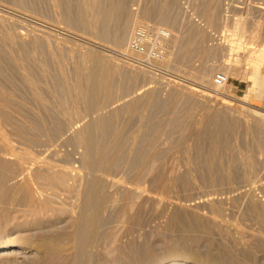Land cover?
<instances>
[{
  "label": "rangeland",
  "instance_id": "1",
  "mask_svg": "<svg viewBox=\"0 0 264 264\" xmlns=\"http://www.w3.org/2000/svg\"><path fill=\"white\" fill-rule=\"evenodd\" d=\"M16 1L19 2V0H0V34L22 32L25 39L27 38L22 42L25 44V48L13 52L16 61L12 60L7 53L13 42L6 41L10 45L8 43L5 45L0 38L3 44L0 45V88L9 93V95L7 94L8 100L5 97L7 100L5 102L8 104L0 107V128L14 145H17L18 151L24 148L33 156L47 157L46 159L54 161L58 172L63 171L61 169H64V172L65 170L68 173L71 172L70 178L79 174L80 194L78 195L76 191L63 192V194L60 192L53 200L57 201V204L59 201L60 203L74 204L75 212L72 217L76 219L81 213L82 204H91L93 198L104 203L111 202L113 205L110 206L113 207L108 206V211L113 216H110L108 211L105 215L108 214L110 223L115 224L109 223L106 224V227L108 226L107 228L114 232L116 229L118 230L119 236L116 234L118 244L120 240L125 243L126 241L130 242L136 235L139 236L138 233L142 234L146 230H151L153 235L159 233L157 236H153L149 232L148 244L152 250L154 249V258L159 259V263L168 264L185 258L181 256L183 255L181 253H179L180 255L166 253V247L170 244L169 238L173 237L172 235L178 234L177 236H179L181 233L182 237L185 231L182 228H173L171 232L163 231V234L160 228L165 221L166 213L158 215L156 212L159 209L158 205L165 198L178 199L182 202L185 199H188L187 201L192 199V202L209 197H221L223 199L222 213L218 212L216 206L213 210L209 206H202L198 211L210 216H213L214 213L215 219L222 224L223 228H221L225 232L221 233V228L217 230L210 224L207 225L201 218L181 214L179 220L185 223L182 224L184 229L188 230L189 228L190 231L188 236L186 233L187 237H183L180 243L184 245H182L183 247L197 249L203 256L221 252L229 258L230 254L233 253L232 256H234L236 252H239L235 256L245 259L243 264H252L253 262L258 264L263 262L264 264V252H261V249L264 248L262 247L264 240L263 237H259L257 222L255 223L254 217L248 213L250 212L247 207L249 202L244 193L246 189H251L254 197L264 204V192L260 188V185L264 183V134H262L264 133V123L262 122L264 120L262 118L264 117V91L263 89L261 91V88L259 89L252 82L250 74L255 66V62L251 63L254 58V54H252L254 45L248 44L251 41L248 39L251 29V34L256 33L253 35L254 38L259 37L253 38V41L258 42L257 40L264 38V0H123L122 18L135 17L136 26L128 33L127 40L121 47L115 46L111 41V39L113 40L111 35L116 30L115 26H118V21L116 23L114 20V22V18L111 20L113 22L108 24L109 27L106 25L107 31L112 32L111 35L107 34V38H100L95 29L92 31V28H87V24L84 25L85 21L87 23V20L89 21L91 18L84 12L85 0H83L84 5L81 4L82 0H61V2L57 0H44V2L43 0H24L25 2L20 1V4ZM98 1L100 0H94L93 3L92 0H88L90 9H93L94 12L98 9ZM104 1L107 2L106 7L115 3L114 0H110L112 3L109 0ZM56 2L59 5H56ZM16 5L17 7H15ZM62 6L69 8L74 15L72 16L68 12L72 20H75L72 25L67 24V20L65 22L60 8ZM78 13H81V16ZM131 14L133 15L131 16ZM262 14L263 16H261ZM80 18L87 20L82 23L79 21ZM76 21H78V25ZM237 23L239 25L248 23L249 26L245 25L248 30L245 29L246 27H244V31L239 29L240 26ZM26 27H29L28 30L31 27V33L34 32L33 37L30 31L26 33L30 38L25 35ZM140 28L146 31V43H144L142 52H136L129 45L132 35ZM34 29L38 31L44 29V31L41 33ZM45 30L50 33H43ZM187 30L190 35H185ZM40 38L44 39L45 45H41L39 49L36 44L43 43ZM29 39L33 42L26 43ZM32 39L37 41L34 42ZM179 42L181 45L178 44ZM13 47L16 48L15 44ZM179 47L181 48L179 49ZM49 50L51 51L47 52ZM19 64L36 85L37 94L43 98V101L40 98L34 101L38 96L35 97L34 90L28 86L26 88L21 75L17 73L20 72L17 69ZM38 66H42L44 71H40ZM104 70L105 72H103ZM218 74L224 78V83L220 85L214 81ZM205 75H210L211 83H207L201 78ZM100 81L104 86L98 89L97 83ZM221 102L228 105L230 110L223 109V106L219 104ZM23 106L25 107L23 108ZM34 114L35 116H33ZM101 115L109 119L107 121L111 128L107 133L99 126L98 120ZM64 116L65 118L69 116L67 119H70L71 122L76 119L78 122H75L74 128H70L71 130L67 126L69 131L65 127L66 129H62L61 132H55L53 129L55 122L63 120ZM93 118L97 121L92 126L89 123ZM110 121L111 123H109ZM257 122H261L260 126ZM23 124L26 126L35 124L36 131L40 133L38 139L41 140L44 137L43 142L33 143L20 138L9 130L11 125L15 127L14 125ZM255 125L258 126L255 127ZM257 127L259 130L262 127L263 130L259 131ZM73 129L82 131L85 136L91 137L93 141L92 157L94 158L98 153L104 156L100 164L92 159V167L86 170L81 166L78 158L82 149L73 140L68 139L69 136H72ZM52 135L53 137H51ZM115 145L123 146L121 157L124 158L119 166L108 172L104 167L109 163V157ZM18 146H21V149ZM260 147L263 152L259 155ZM48 148L49 151H46ZM39 151L42 152V155H39ZM238 152L244 154L249 152V156L254 158L252 160L251 157L252 163L257 166L254 183L248 182V185L245 180L243 181V173H247L248 170L243 168L238 159ZM46 154L50 156L48 155V157ZM133 154H136L135 157ZM145 166H148L149 169L142 173ZM225 175L229 178H226ZM24 176H28L32 183L31 174L29 175L25 171ZM77 178L75 177L74 180ZM100 178L103 183L97 191L93 182ZM69 181L73 184V179ZM75 184L76 182H74ZM125 188L129 190L132 201H139L142 196L147 195L157 199L152 203L153 207H150L151 203H145L146 206L141 208L143 212L138 216L141 217L140 221L138 218V225L131 226V230H128L130 234H127L128 227L121 217V212L116 211L118 207L114 208V205H118L124 200L127 194ZM37 193L39 194V192ZM38 196L44 198L42 193ZM118 215H120V220L117 221ZM15 223L17 224V222ZM160 224L162 225L160 226ZM109 225L111 227L113 225L112 228L117 226L112 229ZM121 225L124 229L121 228ZM155 229L159 230L157 234H154L156 233L154 231H157ZM206 231L207 233H205ZM218 231L221 233L220 235ZM16 232H18L17 229L11 230V236L15 237L14 233L16 234ZM162 235L165 236L162 237ZM140 240L139 243L143 239ZM237 242L239 245L242 244V250L241 246H237ZM261 243L262 245H260ZM246 245L249 248H246L248 247ZM232 246L240 247L238 250L240 249L241 252L237 250V247L232 248L231 251ZM259 258H262L263 261ZM16 261L19 264L23 263L22 259ZM9 262L12 263L13 260H1L0 264H11Z\"/></svg>",
  "mask_w": 264,
  "mask_h": 264
},
{
  "label": "bare ground",
  "instance_id": "2",
  "mask_svg": "<svg viewBox=\"0 0 264 264\" xmlns=\"http://www.w3.org/2000/svg\"><path fill=\"white\" fill-rule=\"evenodd\" d=\"M20 1L22 2L24 0H19V2ZM57 1H60L61 2V0H57ZM92 1L94 3V0H92ZM19 2L16 1V3L20 4L21 2L20 3ZM43 2H44V0H43ZM85 2H86V7L84 8V12H85V14L87 16L90 15L91 18H89V21L85 18L84 20H87V23L85 21V24L84 25L87 24V28H89V29L92 28V31H93V29H95L97 31V34L100 36V38L101 37L102 38H107L108 37L107 34L110 33V32L107 31L106 25L109 27L112 18H114L113 21L115 20L116 23L118 21V23H117L118 26L117 27L115 26L116 30H115L114 34H112L113 36L111 35L112 32L110 33V35L113 38V40L111 38L110 39H111V41H113L114 45L117 46V47H121L122 45H124V43L127 40L126 37H127L128 33H130L135 28V26H136V19H135V17L134 18L133 17H131V18L126 17L127 19H123L122 18V15H123L122 14V9H123V13H124L123 0H114L113 1V2H115L114 4L109 0V2L112 3L111 4L112 6L109 5L107 7L105 6V4L107 2L104 1V0H100V1H98V3H99L98 9L95 12L93 11V9H90L88 0H85ZM84 3H83V0H82V3L81 4L84 5ZM57 4L59 5V3L56 2V5ZM15 7H17V5ZM18 7H20V6H18ZM23 8H25V7H23ZM60 8L62 10V14L64 15L65 22L67 20V22H68L67 24L72 25L75 22V20L73 19L74 20V22H73L72 17L68 15V12L71 13L70 9L69 8H65L63 6L60 7ZM230 10H232V9H230ZM86 12H88L89 14H87ZM172 12H173V10H172ZM158 13H159V10H158ZM78 14L80 15L81 13H78ZM78 14H76V15L79 16ZM71 15H72V13H71ZM132 15L133 14H131V16ZM72 16H74V15H72ZM261 16H263V14ZM2 18H4V17H2ZM73 18H75V17H73ZM173 19H174V17H173ZM76 20H78V19H76ZM84 20H82V18L79 19L80 22H82ZM241 21H242V19H241ZM9 22L11 23V21H9ZM76 22H77V25H78V21H76ZM159 22L161 23V21H159ZM12 23H14L13 20H12ZM82 23H81V25H82ZM238 23H240V22H238ZM248 23H247V25L246 24H241V25L238 24L240 27H242V28L239 27V29H242L244 31V27L249 26ZM81 25H79V26H81ZM251 26H252V24H251ZM252 27H254V26H252ZM27 28H29V27H26L24 29L25 30V35L31 29V27H30L29 30ZM247 28L248 27H246L245 29H247ZM192 29H194V28H192ZM256 29H257V27H256ZM34 30L37 31V32H41V33H42V31H44V29H42V31H38L36 29H34ZM188 30H187V32H188ZM237 31H239V30L237 29ZM31 32L32 31H30V33ZM46 32L47 33H50L49 31H46V30L43 33H46ZM187 32H185L186 33L185 35H187V34L190 35L189 34L190 32H188V33ZM249 32H250V35H248L249 36L248 39L251 40L250 41L251 43L249 42L248 44L249 45L250 44L251 45H254L252 47L253 48L252 49L253 50L252 51V54H254V58H252V62L251 63L255 62V66H254L253 72L250 75L252 76V82H253V84L256 85L257 87H259V89L261 88V91H262V89L264 91V71H263L264 70V67H263V64H264V38L263 37H262V39L260 38V40H257L258 42L253 41L252 40L254 38L253 35H255L256 33L254 32L255 34L254 33L251 34L252 29H251V31L249 30ZM14 33L15 34H10V33H4L3 32L2 34H0L1 41H2V43H5V45L8 42H11V43L13 42L11 44L12 47L7 52V53H9L8 56L9 57L11 56V59L12 60H15V57L13 55V52L16 51L17 49H21V48L23 49V48H25V44L22 43V42H24V40L27 39V38L25 39V36L23 35L22 32H14ZM33 33H31L32 35L30 34L32 37H33ZM41 33H38V34H41ZM240 34H241V32H240ZM48 35L50 36V34H48ZM35 36H36V34H35ZM27 37L30 38V36H27ZM187 37L189 38V36H187ZM240 37H242V36L240 35ZM257 38H259V37L257 36ZM257 38H254V39H257ZM34 39H35V37H34ZM34 39H32V40H34ZM184 39H185V36H184ZM184 39L182 38L183 41H184ZM42 40H43V43L42 44H39V45L36 44L37 45V48L39 46V49H40V46L44 44V39H42ZM42 40L40 38V41L41 42H42ZM1 41H0V45L2 44ZM6 41H8V42L6 43ZM30 41L31 40L29 39V41L27 40V42L26 41L25 42L28 43ZM35 41H37V40H34V42ZM31 42H33V41H31ZM173 42L176 43V41H173ZM14 44H15V47L16 48L13 47ZM178 44H180V42ZM46 46H48V45L46 44ZM50 46L52 47V45H50ZM180 48L181 47H179V49ZM41 49H43V48H41ZM45 49H46V47H45ZM51 50H49L47 52H50ZM248 54H249V52H248ZM49 55H50V53H49ZM49 55H47V56H49ZM249 56H250V54H249ZM249 56H248V58H249ZM49 57H51V56H49ZM250 60H249V62H250ZM103 66H105V65H103ZM22 68L23 67L21 66V64H19L17 69H19L20 72H17V73H19V75H21V77L23 79V82L26 84V85L25 84H23V85H25L26 88L28 86L30 89L34 90L35 97L38 96L36 98V100H34V101H37V99L40 98V95L37 94V87L29 79V75ZM38 68H39L40 71H42V72L44 71V68L42 66H38ZM102 69H103V67H102ZM104 69L107 70V68H105V67H104ZM56 71H58V70H56ZM103 72H105V70ZM209 76L210 75H205V76H201V78L204 81H206L207 83H211L210 81H212V80L210 79ZM59 78L61 79V77H59ZM3 79H4V77H3ZM22 79H21V81H22ZM103 86H104L103 82L100 81V82L97 83V88L98 89L102 88ZM251 90H252V88H251ZM18 92H20V91H18ZM7 94L9 95V93H7L6 90H4L3 88L1 90V88H0V107H2V106L4 107L6 104H8L7 102H5V101L8 100L7 97H9V96H7ZM5 97H6L7 100L5 99ZM40 99L42 100L43 98H40ZM32 103H34V102H32ZM219 104L221 106H223V109L224 108H227V109L230 108L225 103H222L221 102ZM10 106H11V104H10ZM24 107L25 106H23V108ZM18 108H19V106H18ZM49 108H50V106H49ZM246 110H248V109H246ZM242 112H243V110H242ZM254 112H256V111H254ZM239 113H241V112L239 111ZM259 114L261 115V113H259ZM253 115H254V113H253ZM33 116H35V114ZM257 116H258V114L256 115V117ZM68 117L69 116H67L65 118V116H64L63 120L60 121L58 119L59 121L55 122L56 124H55V126H53V129L55 130V132H59V131L61 132V130L64 129L65 127H67V126H69V129L71 127L74 128L73 125L75 124V122L77 123L78 120L76 119V121L71 122L70 119H67ZM234 117H236V116H234ZM50 118H51V116H50ZM60 118H61V116H60ZM244 118H245V116H244ZM262 118L264 119V117H262ZM11 119H14V118H11ZM107 120H109V119H107L106 116H102V115H101V118H99V120H98L99 121V126L106 133L111 128L110 125L108 124V121ZM21 121H22V119H21ZM96 121L97 120L93 118V120L89 124L93 126V125L96 124ZM30 122H32V121H30ZM221 122H222V120H221ZM262 122L264 123V120H262ZM109 123H111V121ZM258 123L259 122H257V124ZM260 123H259V126H260ZM21 124H22V122H21ZM26 124L19 125V126L18 125H14L15 127H13L11 125V127H10L9 130L12 133H14V134L16 133V135L19 136L20 138L27 139V140H29V141H31L33 143L43 142L42 139L44 137L41 140L38 139V137L40 138V136H39L40 133L36 131L37 129H35L36 128L35 127L36 125L35 124H32L34 126H31L30 124H28L30 126H26ZM250 124L252 125V123H250ZM50 125H52V124H50ZM111 126H112V124H111ZM256 126H258V125H255V127ZM254 128H253V130H254ZM257 128L259 130V127H257ZM67 130H68V127H67ZM255 130H256V128H255ZM260 130H263L262 127H261ZM42 134H44V133H41V135ZM262 134H264V133H262ZM27 136H29V137H27ZM44 136H46V135L44 134ZM51 137H53V135ZM45 138L48 139V137H45ZM69 138L71 140H73L75 142V144L78 145L82 149V151L79 154V158L78 159H79V163L81 164V166L84 169L87 170L88 168L92 167V159H94V161L96 163H98V164H100V162L103 160V157L104 156L101 153H98L97 155H95L94 158L92 157L91 150H92V143H93V141H92L91 137L85 136L82 133V131H78V130L76 131V129H73L72 136L71 137L69 136L68 139ZM15 145L12 142V140L9 137H7V135L3 131V129L0 128V261L1 260L2 261H5V260H9V261L10 260H13L12 263L9 262L11 264H19V262L16 261V260L19 261V259H22V261H21V262H23L22 264H157V263L158 264H162V263H159V261H158L159 259L157 260V259L154 258V255H153V250L154 249L152 250V248L148 244V237L150 236V233H151V235H153L151 230L150 231L149 230L148 231L146 230L144 233L142 232V234L141 233H138L139 236L137 237V235H136L137 238L135 236H133L135 238L131 239V241L128 239L130 242L126 241V243H125V241L123 242V241L120 240V243L118 244V239H117V235L119 236V234L117 232L118 230L116 229L115 232H114V230L112 231L109 228H107L108 226L106 227V224L108 225L110 223V220H108L109 219V217H108L109 215L108 214L105 215V213L108 211V206L110 208L113 207V206H110V205H113V204H111V202L110 203L109 202L104 203V202H101L100 200H98L97 198H93L91 200V204H88V203L87 204H82V210H81V213L83 212L82 215L80 213V215L78 216V219L73 218L72 215L75 212L74 204H69V203L66 204V203H63V202L60 203V201L58 202L59 204H57V201H54L53 199H55L56 196L58 195V193H60V192H62V194H63V192H65V193H71L72 191H76L78 193V195H79L80 192H81V190H80L81 189V184L78 182L79 174H78V176H72L71 175L73 178L72 177L70 178V175L69 174L71 172L68 173L66 170L64 172V169H61L63 171L58 172L56 170V168L58 169V167H56L55 163H53L54 161H51V160L46 159L47 158L46 156H45L46 158L38 157V156H33L30 152L26 151L24 148L21 151L20 150L18 151L17 150V145L16 146ZM20 147H19V149H21ZM52 150H53V148H52ZM52 150H51V152H52ZM123 150H124L123 146L115 145V147H114V149H113V151H112V153H111V155L109 157L110 158V161L104 167L106 169V171L110 172V171H112V169H114L115 167H117V166H119L121 164V162L123 161V158H124V157L123 158L121 157V153H122ZM46 151H49V148ZM54 152H52V153H54ZM262 152L263 151H262V148H261L258 151V154L260 155V154H262ZM56 153H58V152H56ZM247 153L244 154V153L238 152V159L241 161V164H242L243 168L245 167V168H247L245 170H248L247 173H245V172L243 173L244 174L243 175V181L245 180L247 184H248V182L251 184V183H254L255 182L253 179H254V176L256 175L255 173H256V170H257V166H256V164L254 165L252 163V160H254V158L251 156L252 157V160H251V157L249 156V152H247ZM62 154H63V152H62ZM137 154H139V153H137ZM250 154H252V153H250ZM39 155H42V152L41 151H39ZM133 155L135 157L136 154H133ZM137 160H139V158H137ZM250 160H251V162H250ZM148 169H149V167L148 166H145V168L143 169L142 173L144 171L148 170ZM25 171H27V173H29V175L31 174V176H32L31 177L32 183L29 181L30 179H29L28 176H24ZM225 176H226V178H229V177H227V175H225ZM75 177H78V178L76 180H74ZM72 179H73V184H72V182L69 181V180H72ZM74 182H76L75 185H74ZM102 183H103L102 178L96 179L93 182V184H94L95 188L97 189V191H98V188L101 187V184ZM106 183H108V182H106ZM260 188H261L262 192H264V183L260 185ZM121 189H123V188H121ZM125 191H127V194H126L124 200L120 204L114 205V208L115 207H118L119 208V209L116 208V211H118L119 213L121 212L120 213L122 215L121 217H123L122 219L126 222L127 227H128L127 228L126 227V224H125V227L127 228L126 229L127 230V234H130V233H128V230L131 228V226L133 224L134 225L136 224V226L138 225V218H139V221H140V218L141 217H138V216L140 215L141 212H143L141 210V208L144 205L146 206L147 203L148 204L151 203L150 204V207H153L151 205H154L152 203H154L157 199L155 197H150V196L147 195V196H142L139 201H132L133 199H132V197L130 195L129 190L126 189ZM37 192H39V194ZM41 193L44 195V198H39L38 195H40ZM222 193H224V192L222 191ZM244 193L248 197L249 204H247V207H248V210L250 211L248 213H250L254 217L255 223L257 222L258 227H259V229H258L259 231L258 230L257 231H258V234L261 235V236L259 235V237H263V240H264V204L260 203L254 197V194H253V192H252L251 189H246L244 191ZM45 194H46V196H45ZM65 195L67 196V194H65ZM185 200L182 202V201H180L178 199L173 200V199H170V198H165V199L162 200L161 204H159V205L156 204V205L159 206V209L156 211V212H158L157 213L158 215L161 214V213H164V212L166 213V215L164 214L166 216V218H164L165 221H164V223H162L163 225L160 224V226L162 225L161 228H160V230H162V232L163 231L164 232L165 231L166 232H168V231L171 232L173 230V228H175V229L176 228H182L185 231V232H183V236L182 237L180 236L182 233L179 234V236H177L178 234L176 233L177 234L176 235L177 237L175 235H172L173 237L169 238L170 239V244L166 247V253L176 254V255H178L179 253H181V254H183L181 256H183L185 258L184 259H179L178 261H176L174 263L172 262V263H168V264H189V263L190 264H243L245 259H243L241 257L239 258L238 256H235L239 252H236V254H234V256H232L233 253L231 252L232 254H230V256H229V258L231 260L230 261L229 258L226 257L225 254H223L221 252H216L215 254L213 253L214 255L211 253L212 255H208L210 257L207 258L208 257L207 254H206V256H203V255H201V253L197 249L188 248L186 246L183 247L184 245L181 244L180 241H181V239L183 237L186 236V233H187V236H188V234H189L188 232L190 231V229L189 228H188V230H187V228L184 229V225H182V224H185V223H182V221L179 220L180 216H182L181 214H186L187 216L188 215H191L192 217L201 218L202 220H205V222H206L207 225L210 224L214 229L220 230V228L222 227V224L218 220L215 219L216 216L214 215L213 212H212L213 213L212 214L213 216H210L208 214L201 213L198 210L202 206H207V207L209 206V207L212 208V210H213L214 206H216L218 212H220V213H222V210H223L222 209L223 199L221 197L220 198H217V197H209V198L204 199V200H202V199L201 200H198V201H194L193 200L192 202H191L192 199L190 201H187L188 199H185ZM64 201H67V200H64ZM86 202H89V201H86ZM217 210H215V211H217ZM112 211H113V209H112ZM116 211H115V213H116ZM108 212H109V214L111 216L112 215L111 212L110 211H108ZM248 213H245V214L247 215ZM243 214H244V212H243ZM142 215H143V213H142ZM119 216L120 215H118V217ZM118 220H120V217H119V219H117V221ZM124 221H121V222L124 223ZM15 222H17V224ZM12 223L14 225H10ZM123 223H122V225L124 226ZM110 224H115V223H110ZM117 225H119V224H117ZM122 225H121V228H122ZM158 226H159V224H158ZM158 226H156V227L158 228ZM109 227H111V226L109 225ZM112 227H113V225H112ZM115 227L112 228V229H115ZM119 227H117V228L120 229ZM14 229L15 230L17 229L18 232H16V234L14 233L15 237H12L11 234H10V231L11 230H14ZM122 229H124V228H122ZM120 230H119V232H120ZM155 230H157V229H155ZM178 230H180V229H178ZM158 231L159 230L154 231L156 233H154V232L153 233L154 234H157ZM124 232H123V234H124ZM164 232H163V234H164ZM222 232H225V230L222 229L221 233ZM205 233H207V231ZM221 233H219V231H218V234L219 235ZM160 234H162L161 231H160ZM157 235H153V236H157ZM165 235H166V233H165ZM165 235H162V237H164ZM168 237H170V236L168 235ZM130 238H132V237H130ZM119 239H120V237H119ZM140 239H143L141 243H139L141 241ZM122 242H123V244H121ZM131 244H132L133 247L131 246ZM260 245H262V243ZM237 246H241V248L240 247H237ZM237 246H235V247H237V250H238V248H240L241 250L243 249L242 244L239 245L238 242H237ZM243 246H245V245H243ZM246 246H248V245H246ZM154 247L157 248V246H154ZM235 247L232 246L231 247V251H232V248H235ZM262 247H264V242H263ZM246 248H249V246L246 247ZM240 249L238 251H240ZM244 249H245V247H244ZM263 249H261L262 250L261 252H264ZM155 253H158V252H155ZM227 253H229V252H227ZM240 254H242V253H240ZM253 255H254V253H253ZM263 257H264V254H263ZM254 258H253V260H255ZM260 260H262V258ZM253 263L254 264H258L257 262L256 263L253 262ZM261 264H263V262Z\"/></svg>",
  "mask_w": 264,
  "mask_h": 264
},
{
  "label": "built area",
  "instance_id": "3",
  "mask_svg": "<svg viewBox=\"0 0 264 264\" xmlns=\"http://www.w3.org/2000/svg\"><path fill=\"white\" fill-rule=\"evenodd\" d=\"M144 43H146V31L144 29H138L132 35V39L130 41V48L136 52H142L144 50ZM217 84L224 83V78L221 74H218L214 80ZM227 81V79H226Z\"/></svg>",
  "mask_w": 264,
  "mask_h": 264
}]
</instances>
